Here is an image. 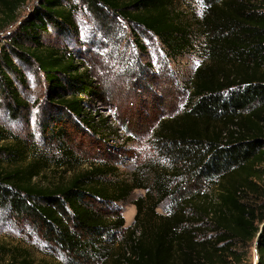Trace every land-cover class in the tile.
Masks as SVG:
<instances>
[{"label": "trees", "instance_id": "obj_1", "mask_svg": "<svg viewBox=\"0 0 264 264\" xmlns=\"http://www.w3.org/2000/svg\"><path fill=\"white\" fill-rule=\"evenodd\" d=\"M27 1L0 0V30L18 21ZM85 1L96 11H111L152 32L171 56L178 57L193 44L172 11V0ZM204 6L200 27L205 60L195 71L186 103L180 113L161 118L153 130L151 150L158 160L138 167L143 175L132 171L122 178L108 163L78 168L81 160L62 141L67 133L63 126L68 124L81 133L90 132L100 146L120 136L112 117L91 107L96 101L107 103L108 95L84 62L41 39L51 27L75 26L73 11L63 0H39L21 22L19 31L31 44L16 42V54L33 60L45 75L50 119L42 127L51 129L54 138L60 134L63 158L53 163L63 170L59 177L43 181L50 166L47 159L31 160L30 149L4 143L0 146V206L17 218H27L70 257L69 264L93 263L101 257L104 264H210L212 244L198 241L194 230L185 226L190 213L216 216L214 229L219 239L230 244L256 239V264H264V225L256 224L237 181L249 174L262 175L264 0H204ZM6 65L20 72L10 57ZM3 85L14 104L25 105L7 72H3ZM44 119L45 115L40 125ZM1 132L0 140L11 138ZM203 183L207 188L220 184L217 197L198 190ZM136 189H144L145 195L134 202V226L112 253L106 243L124 227L125 219L109 208L126 202ZM168 199L174 203L171 213H158L156 209ZM19 264L33 263L23 259Z\"/></svg>", "mask_w": 264, "mask_h": 264}, {"label": "rangeland", "instance_id": "obj_2", "mask_svg": "<svg viewBox=\"0 0 264 264\" xmlns=\"http://www.w3.org/2000/svg\"><path fill=\"white\" fill-rule=\"evenodd\" d=\"M172 11L187 28L192 46L178 57L171 56L160 38L136 24L128 22L111 11H96L85 0H63L73 11L75 26L59 30L51 27L41 35L46 45L75 53L84 62L100 85L107 91L108 101H96L92 109L103 116L112 117L119 129V138L100 146L94 142L90 132L76 131L71 124L64 125L67 131L62 141L81 160L78 168L90 167L93 163H108L116 168L115 175L122 178L145 162L158 160L151 150L153 130L159 120L180 113L190 93V83L196 69L205 60L204 36L200 23L205 16L204 0H172ZM39 0H28L19 10L18 21L0 30V131L11 138L0 140L17 143L30 149V159H47L50 166L45 169L42 180L57 178L63 168L55 160L63 158L60 142L52 136L51 129L43 130L42 124L50 119L46 107L48 83L44 73L33 60L20 59L16 54V42L30 45L19 31L21 22L28 17ZM7 57L13 59L20 72L10 70ZM3 72L12 78L14 86L25 105L14 104L3 88ZM144 84L145 86H141ZM7 89V88H6ZM156 94V96H155ZM157 98V99H156ZM52 112V111H51ZM45 115V119L41 117ZM149 121V122H148ZM148 122V123H147ZM145 123H147L145 125ZM127 137L123 141V137ZM115 138V137H114ZM118 146L113 149L110 145ZM166 163L165 160L162 159ZM260 177L249 174L246 179L238 178L243 201L254 212L256 224L264 225V161L259 166ZM70 173V172H69ZM139 176L143 175L140 171ZM202 184L198 190L210 193L213 198L220 191V184L211 187ZM210 188V189H209ZM145 195L144 189H136L124 203L110 207L124 217V227L106 245L112 253L119 247L128 229L135 223L137 207L135 200ZM174 206L168 199L156 211L170 214ZM187 229L194 230L198 241L209 242L214 250L210 264H256L258 253L256 239L247 243L219 239L214 229L213 218L190 213ZM231 246L230 250L227 247ZM0 264H11L29 259L33 264H69L70 257L42 236L27 218H17L7 207L0 206ZM102 258H95L86 264H104ZM76 264V262H72ZM203 264V262H202Z\"/></svg>", "mask_w": 264, "mask_h": 264}, {"label": "built area", "instance_id": "obj_3", "mask_svg": "<svg viewBox=\"0 0 264 264\" xmlns=\"http://www.w3.org/2000/svg\"><path fill=\"white\" fill-rule=\"evenodd\" d=\"M123 137V136H122ZM125 137H123V140H124Z\"/></svg>", "mask_w": 264, "mask_h": 264}]
</instances>
